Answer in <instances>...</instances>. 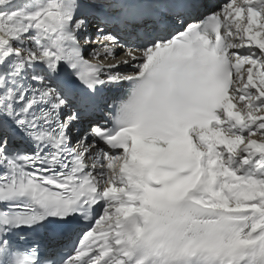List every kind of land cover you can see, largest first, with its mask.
Segmentation results:
<instances>
[{"label": "snow or ice", "instance_id": "1", "mask_svg": "<svg viewBox=\"0 0 264 264\" xmlns=\"http://www.w3.org/2000/svg\"><path fill=\"white\" fill-rule=\"evenodd\" d=\"M0 264H264V0H0Z\"/></svg>", "mask_w": 264, "mask_h": 264}]
</instances>
